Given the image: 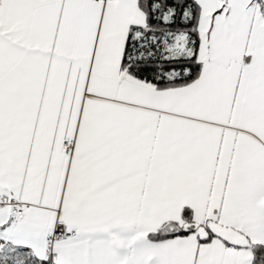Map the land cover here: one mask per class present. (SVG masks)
<instances>
[{
    "label": "snow or ice",
    "instance_id": "1",
    "mask_svg": "<svg viewBox=\"0 0 264 264\" xmlns=\"http://www.w3.org/2000/svg\"><path fill=\"white\" fill-rule=\"evenodd\" d=\"M0 264H264V0H0Z\"/></svg>",
    "mask_w": 264,
    "mask_h": 264
}]
</instances>
